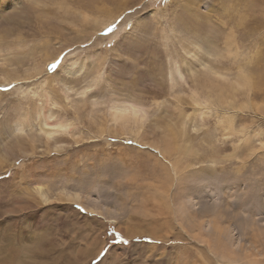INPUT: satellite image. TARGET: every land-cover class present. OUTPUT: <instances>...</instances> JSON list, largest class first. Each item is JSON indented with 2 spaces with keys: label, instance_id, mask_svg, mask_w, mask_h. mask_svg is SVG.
I'll return each mask as SVG.
<instances>
[{
  "label": "rangeland",
  "instance_id": "obj_1",
  "mask_svg": "<svg viewBox=\"0 0 264 264\" xmlns=\"http://www.w3.org/2000/svg\"><path fill=\"white\" fill-rule=\"evenodd\" d=\"M263 80L264 0H0V264H264Z\"/></svg>",
  "mask_w": 264,
  "mask_h": 264
},
{
  "label": "bare ground",
  "instance_id": "obj_2",
  "mask_svg": "<svg viewBox=\"0 0 264 264\" xmlns=\"http://www.w3.org/2000/svg\"><path fill=\"white\" fill-rule=\"evenodd\" d=\"M231 36H233V35H231ZM231 36L227 34L224 38L221 69H223L225 71V74H227L226 71H228V72L234 71V70L237 71L236 74H234V76H233L234 84L232 82H231V84L229 82H226V80L223 76H221V78L219 79L221 81V91H222L221 94L224 98V101H226L227 103H228V100H227L228 97L230 95L233 96V93L235 94L234 96L237 97V92L242 90V87H241L242 84L244 85V87H247L248 90H250V87L252 85H254L252 77L248 78L246 74H243L242 71L240 72V69L242 68V66L240 67L241 59H239L238 54H237L239 46H238V42L234 46H231L230 43L234 42L232 39L233 37H231ZM233 49L235 51H233ZM219 53H220V51H219ZM258 78H259V76H258ZM217 82H219V81L217 80ZM261 83L262 82L260 81V84ZM263 83H264V80H263ZM217 91H215V92H217ZM138 111L139 110H137L135 108H131L130 114L133 116L132 118H136L138 116V114H137ZM118 114H119L118 115L119 118H121L125 121L129 119L128 116L126 117L125 115H122L121 113H118ZM223 122L224 123L226 122L224 124V125H226L225 128L229 129V125H230L231 121L227 117H224ZM224 125H222V126H224Z\"/></svg>",
  "mask_w": 264,
  "mask_h": 264
},
{
  "label": "trees",
  "instance_id": "obj_3",
  "mask_svg": "<svg viewBox=\"0 0 264 264\" xmlns=\"http://www.w3.org/2000/svg\"><path fill=\"white\" fill-rule=\"evenodd\" d=\"M118 242L126 243V241L119 239Z\"/></svg>",
  "mask_w": 264,
  "mask_h": 264
}]
</instances>
